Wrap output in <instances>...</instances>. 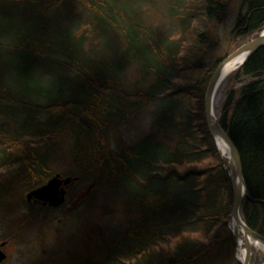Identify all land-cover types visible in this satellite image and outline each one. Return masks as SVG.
<instances>
[{
    "label": "trees",
    "instance_id": "obj_1",
    "mask_svg": "<svg viewBox=\"0 0 264 264\" xmlns=\"http://www.w3.org/2000/svg\"><path fill=\"white\" fill-rule=\"evenodd\" d=\"M131 1L0 0V36L11 40L0 47L6 46L8 63L23 61L17 77L10 66L13 82L0 77V97L12 99L16 112L0 118V192L13 176L33 186L46 169L51 141L66 133L78 161L89 159L91 173L101 172L96 181L122 184L136 205L127 236L96 264H240L228 228L229 169L206 124L205 91L236 43L264 27V0L242 1L225 36L229 47L217 55L211 29L226 14L227 0H172L165 13L170 32L146 22ZM69 3L79 8L69 11L74 25L47 12ZM134 59L143 66L142 82L151 79L145 87L119 76ZM47 79L53 82L45 85ZM227 79L216 117L242 161L251 198L241 203L242 217L264 236V45ZM151 104L152 131L114 150L104 126ZM158 132L168 141L157 139Z\"/></svg>",
    "mask_w": 264,
    "mask_h": 264
},
{
    "label": "rangeland",
    "instance_id": "obj_2",
    "mask_svg": "<svg viewBox=\"0 0 264 264\" xmlns=\"http://www.w3.org/2000/svg\"><path fill=\"white\" fill-rule=\"evenodd\" d=\"M171 1L132 0L130 4L140 12V15L143 14L142 16L146 22L153 21L159 30L170 32L172 26H170V23L168 24L165 13ZM242 1L227 0L226 14H224L218 26L211 29L212 33L218 38V45L213 48L215 55L222 54L229 47L225 36L233 25ZM70 10L78 11L79 8L75 3H69L60 5L56 9L54 7L47 12L50 15H59L63 24L74 25V22L69 23ZM5 21H9V19L7 18ZM86 22L83 21L80 28L86 27ZM263 29L264 27L244 41L237 42L236 45H238L234 50L244 42L257 36ZM77 33L79 34V32ZM112 34L123 44V37L120 33L114 31ZM8 36L2 34L0 41H11L10 38H7ZM5 47H0V77L3 82L10 83L13 82L10 77V66L15 71L13 76L17 77L19 75L17 72L23 66V61L16 57L9 59L10 63H8L5 55L8 53ZM235 69L219 84L214 97V105L222 103L225 99L230 88L227 78ZM143 74V66L134 59L127 64L119 76L125 84L145 87L151 82V79L147 77L142 82ZM50 82L53 81L47 79L44 84L50 85ZM12 92L16 95L14 90ZM11 100L10 98L0 97V118L13 119L16 116ZM123 102H125L122 105L125 112L129 108V102ZM152 109V104L141 107L134 113L129 114L126 120H122L119 118L120 115H117L104 126L105 129L102 130H104V134H106L108 142L114 150L119 151L125 145L137 143L152 131L154 118ZM58 130L59 128H56V131ZM96 133L99 135L100 131L98 130ZM67 136L66 133L58 134V137H54L51 141L50 147L52 149L50 158L46 163V169L38 180H34L35 184L33 186L24 187L22 182L13 176L7 190L0 192V244L2 242L6 243L4 246L6 258L0 264H96L103 262L110 251L116 252L120 241L127 236L136 205L130 202L129 194L122 184L98 183L96 179L101 175V172L96 170L91 173L89 159L84 160L81 158V162L78 161L70 151V140ZM156 138L168 141L163 133L158 132ZM79 141H81L80 137ZM220 154L227 161L230 171L228 156L221 151ZM8 171L5 170L4 172L8 173ZM57 173L62 177H77V180H74L68 186L62 204L56 206L47 204L44 206L31 202L32 199L27 200L26 194L30 190L41 186ZM240 215L242 217L241 210ZM231 220L230 215L228 228L233 234L234 229ZM239 233L242 234L240 231ZM233 240V258L241 264L243 260L238 255L237 238L234 239V234ZM263 260L264 251L251 245L249 264H261ZM111 264L123 263H118V260L115 259L111 261Z\"/></svg>",
    "mask_w": 264,
    "mask_h": 264
},
{
    "label": "water",
    "instance_id": "obj_3",
    "mask_svg": "<svg viewBox=\"0 0 264 264\" xmlns=\"http://www.w3.org/2000/svg\"><path fill=\"white\" fill-rule=\"evenodd\" d=\"M263 45L264 29L257 36L241 44L238 48L233 50L218 63L210 77L205 91V118L208 130L219 150L220 148L216 140L217 137L221 138L224 142H226L230 149V156L228 157L230 163L229 176L233 193V207L231 211V218L236 219L244 227L242 234L234 230L233 234L235 240L238 235L245 236L243 237V239L246 248V256L245 259L241 262V264H249L251 254V246L249 239L260 240L264 242V236L248 227V225L240 215V206L243 199L251 200V198H249V196L246 194V186L242 170V161L238 149L236 148L228 134L221 127L217 120L214 108V97L219 84L224 78V74L222 72L225 66L233 60L241 57L242 55L247 54L244 60L235 68L239 67L251 53H253L255 50H257ZM74 180H77V177H62L59 173H57L51 178H49L41 186L30 190L26 194V198L27 200H41L44 204H49L53 206L60 205L65 200L68 185H70ZM3 244L4 242L0 244V263L6 258L5 252L1 249V246H3Z\"/></svg>",
    "mask_w": 264,
    "mask_h": 264
},
{
    "label": "bare ground",
    "instance_id": "obj_4",
    "mask_svg": "<svg viewBox=\"0 0 264 264\" xmlns=\"http://www.w3.org/2000/svg\"><path fill=\"white\" fill-rule=\"evenodd\" d=\"M247 54H244L242 55L241 57L233 60L232 62L228 63L224 70H223V74H224V78L222 80L225 79V77H227V75L238 65L240 64L244 58L246 57ZM217 142H218V146L220 148V151L227 155L228 157L230 156V149H229V146L226 142H224L221 138L217 137L216 138ZM231 225H232V228L234 229V231H239L242 232L244 227L242 224H240L236 219L232 218L231 220ZM243 237L245 236H240L238 235L237 236V249H238V255L240 257V259L244 260L245 259V256H246V248H245V245H244V239ZM249 239V238H248ZM249 242H250V246H256L258 247L259 249L263 250L264 251V242L260 241V240H254V239H249ZM261 264H264V260L261 262Z\"/></svg>",
    "mask_w": 264,
    "mask_h": 264
},
{
    "label": "flooded vegetation",
    "instance_id": "obj_5",
    "mask_svg": "<svg viewBox=\"0 0 264 264\" xmlns=\"http://www.w3.org/2000/svg\"><path fill=\"white\" fill-rule=\"evenodd\" d=\"M68 186H69V185H68ZM67 188H68V187H67ZM31 202L39 203V204L44 205V206L47 205V204H44L41 200H37V199H32ZM5 244H6V243H4L3 246H1V249L3 248V249H2L3 251H4V248H5V247H4Z\"/></svg>",
    "mask_w": 264,
    "mask_h": 264
}]
</instances>
